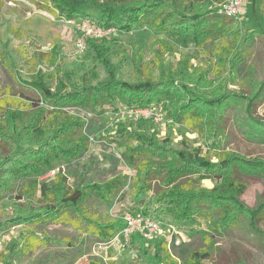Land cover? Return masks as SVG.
Masks as SVG:
<instances>
[{"label":"rangeland","instance_id":"rangeland-1","mask_svg":"<svg viewBox=\"0 0 264 264\" xmlns=\"http://www.w3.org/2000/svg\"><path fill=\"white\" fill-rule=\"evenodd\" d=\"M77 1L79 4H106L103 0ZM193 1L207 12L219 10L228 0ZM41 4L56 10L49 0ZM240 21L237 25L243 34L246 30L257 31V36L247 47L240 48L244 64L235 75V63L220 60L219 46H228L224 41L210 42L204 48H196L194 44L181 46L173 41L162 44L158 38L153 40L149 29L116 32L113 37L120 48L110 56V60L118 70H122V77L128 81H138V70H152L150 76L158 80L155 60L159 58L163 70H178L183 63L191 72L202 74L211 84H216V88L224 87L242 96L239 105L232 106L225 115V134L213 137L206 135L202 129L188 128L165 119L159 105L149 108L154 115L148 119H136L127 108H121L118 113L107 110L101 116L74 108H64V113L57 114L41 94L42 87L46 85L55 92L57 84L67 83L70 78L74 84L80 85V77L91 66L94 65L98 71L104 68L99 66L98 60L91 58V52L88 56L87 49L84 52L79 50L77 43L81 33L76 26L69 25L59 12L39 9L32 4V0H0V49L4 50L9 65L5 68L0 64V127L6 126L7 110L22 109V103L26 107L28 102L40 100L47 127L53 128L64 118L74 117L84 123L76 137L84 135L89 139L86 141L88 148L80 157L70 163L58 164L38 181L54 185L58 176L63 175L72 188L103 184L117 177L126 181L122 195L113 207L94 200L88 204L89 214L96 222L116 224L119 228L117 242L115 239L102 242L71 226L32 222L10 225L12 221L9 220L18 222L16 217L26 218L36 214L50 200L42 195L39 184L31 189L27 183L18 181L12 191L3 196L0 190V258L4 261L1 264H149L144 253L156 255V264H170L164 261L167 252L177 264H181L180 255L184 249L211 254L201 264H264V238L244 223L217 234L209 232L204 222L200 228L195 225L177 230L169 221H160L162 231L154 238L145 240L136 234L126 242L120 234L125 214L137 212L141 201H148L152 194L140 192L136 171L122 157L124 149L116 143H109L117 135L130 139L129 130H146L155 133L156 138L161 140L168 138L169 146L176 150L187 141L190 146L202 145L204 150L211 148L213 155L215 152L212 149L223 154H238L249 161L264 162V139L249 133L250 122L264 124V91L257 95L259 85L264 83V0H246ZM62 71L69 72L70 78ZM251 99L252 105L245 113L247 102ZM36 111L27 106L24 114L32 116ZM14 127L16 133L21 132L23 121L17 120ZM117 128L125 129L122 134H117ZM218 142L222 149L215 145ZM126 144L135 145L136 141L128 140ZM14 149L13 140L7 142L0 134V160ZM213 161H217L215 156ZM244 179L248 188L241 201L246 208L257 212L260 204L264 203V175ZM202 184L207 189L215 186L212 181ZM256 216L255 219H259L254 221L255 228L264 234V212ZM204 232L210 235L206 236Z\"/></svg>","mask_w":264,"mask_h":264},{"label":"trees","instance_id":"trees-1","mask_svg":"<svg viewBox=\"0 0 264 264\" xmlns=\"http://www.w3.org/2000/svg\"><path fill=\"white\" fill-rule=\"evenodd\" d=\"M49 1L56 10L41 4L48 0H32V4L51 13L57 11L66 20L94 18L101 26L116 28L117 32L149 29L153 40L158 38L162 44L173 41L181 46L194 44L196 48H204L210 42L224 41L229 48L225 51L228 47L226 44L219 46L222 53H219L220 60L235 63L234 75L241 71L239 67L244 64L240 48L245 45L247 47L257 36V31L246 30L245 34L242 33L237 25L241 17L228 18L219 12L220 9L206 12L204 7L193 0L188 3L185 0H103L106 3L104 5L79 4L77 0ZM113 37L86 40L88 56L91 52V58L98 60L104 70L98 71L94 65L91 66L80 77V85L72 82L69 72L62 71L70 78L67 80L68 85L57 84L55 92L46 85L41 88V94L57 114L64 113V108H74L101 116L107 110L118 113L121 108H152L159 105L162 106L165 119L175 124L202 129L208 136L219 137L225 134V115L232 106L239 105L242 96L224 87L216 88V84H211L202 74L191 72L183 63L178 70H163L159 58L155 60L156 71H159L158 80L150 76L152 70H138V81H128L122 77V70H118L110 60V56L120 48L119 42ZM0 64L9 67L6 54L1 49ZM210 84L211 87L206 89ZM261 91H264V83L259 85L257 95ZM252 101L247 102L245 113ZM41 103L40 100L31 101L26 107L22 103V109L7 110L6 126L0 127L4 139L15 143L12 153L0 160L2 196L11 192L16 182L23 181L31 189L39 184L42 195L50 200L36 214L26 218L16 217L18 222L9 220L12 221L10 225L28 222L57 224L74 227L102 242L114 239L119 234V228L112 222H96L89 214L88 204L94 200L109 208L113 207L126 185L123 177L103 184L74 188L68 186L63 175L58 176L54 185L38 181L58 164L70 163L80 157L87 150L86 141L89 139L84 135L76 137L84 123L74 117L64 118L53 128L47 127ZM27 106L37 111L32 116L24 114ZM17 120L23 121L19 133L15 132L14 127ZM123 129L117 128V134H122ZM145 131L129 130L132 135L130 139L117 135L115 140L109 142L124 149L122 157L136 171L140 192L152 194L148 201H141L135 214L169 221L177 230L195 225L200 228L204 222L209 232L217 234L244 223L252 232L264 238V234L254 224L259 219H255L258 217L256 215L264 212V203L255 212L246 208L241 201L248 188L244 177L264 175V162L249 161L238 154H223L212 149L215 152L213 155L211 148L204 150L202 145L190 146L187 141H184L181 149L176 150L169 146L168 138L161 140L156 138L155 133ZM249 133L264 139V124L250 122ZM128 140L136 141V144H126ZM215 145L222 149L219 142ZM211 155L217 161H213ZM204 181H212L215 186L204 188ZM203 234L210 235L208 232ZM144 254L149 264H156V255ZM210 257L211 254L202 250L184 249L180 261L181 264H201ZM164 261L176 263L168 252ZM3 262L0 258V264Z\"/></svg>","mask_w":264,"mask_h":264},{"label":"built area","instance_id":"built-area-1","mask_svg":"<svg viewBox=\"0 0 264 264\" xmlns=\"http://www.w3.org/2000/svg\"><path fill=\"white\" fill-rule=\"evenodd\" d=\"M245 3L246 0H228L219 8V12L226 15L228 18L238 19L244 13ZM67 23L71 26H76L77 30L81 33V38L78 40L77 46L82 52L87 49V39L100 40L103 38H111L117 32L116 28H106L89 18L67 20ZM130 111L136 119H148L154 115L149 107L133 108L130 109ZM124 224L120 234L124 237L126 242H129L136 234L145 240H150L162 231L160 221L152 217L143 216L141 213H126L124 216ZM114 239L117 242V237Z\"/></svg>","mask_w":264,"mask_h":264},{"label":"crops","instance_id":"crops-1","mask_svg":"<svg viewBox=\"0 0 264 264\" xmlns=\"http://www.w3.org/2000/svg\"><path fill=\"white\" fill-rule=\"evenodd\" d=\"M125 225V224H124ZM124 227V226H123ZM123 229V228H122ZM122 231V230H121Z\"/></svg>","mask_w":264,"mask_h":264}]
</instances>
